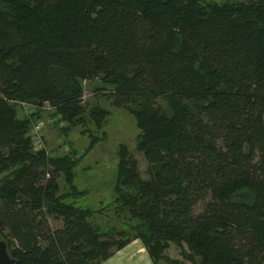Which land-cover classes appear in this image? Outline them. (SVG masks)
<instances>
[{
    "label": "trees",
    "instance_id": "1",
    "mask_svg": "<svg viewBox=\"0 0 264 264\" xmlns=\"http://www.w3.org/2000/svg\"><path fill=\"white\" fill-rule=\"evenodd\" d=\"M97 79L135 116L149 163L144 179L120 146L116 202L137 223L119 240L96 227L93 210L65 201L83 193L74 170L96 137L79 155L36 152L32 117L12 104L49 101L72 128L86 120L82 82ZM108 113L89 117L103 127ZM8 171L0 236L15 264H98L137 238L154 262L170 240L193 264H264V0H0ZM62 175L75 191L60 193Z\"/></svg>",
    "mask_w": 264,
    "mask_h": 264
},
{
    "label": "rangeland",
    "instance_id": "2",
    "mask_svg": "<svg viewBox=\"0 0 264 264\" xmlns=\"http://www.w3.org/2000/svg\"><path fill=\"white\" fill-rule=\"evenodd\" d=\"M218 4H225L227 1H248V0H205ZM113 85L103 83L97 79L94 81L84 80L82 82L81 105L84 108L83 115L86 120L78 123L72 128L64 122V127L51 124L48 121L47 114L40 112V118L32 116V123H37V120L43 119L45 122L43 134L46 145L49 149V156H63L71 153L72 149L76 150L79 155L88 149L92 137H96V145L89 150L80 164L74 170L75 172V190L83 192L81 194L71 193L66 195L65 201L68 203H77L78 205L90 208L94 211V217L91 221L101 232L114 231L116 240L134 231L128 227L135 225L137 219L131 217L123 211L122 205L116 202L117 195L114 192L115 177L120 161V146L124 143L128 152L132 154V160H136V168L140 172V176L144 179L149 178V163L144 154L136 147V141L140 132L137 126L135 116L130 110L118 107L114 104L112 97ZM17 109L18 118H27L24 111L27 109L21 108L16 102H13ZM103 107L109 113L104 119L103 127H98L91 117L89 112L92 108ZM82 118L84 119V117ZM82 119V120H83ZM33 127L31 124V136ZM9 173L3 172L0 174V183L4 176ZM60 193L64 194L69 191L73 192L70 186L66 183L64 175L60 178ZM77 184V185H76ZM247 191H238L235 198L243 199L247 196ZM96 210H102V213H97ZM52 225L58 227L59 222L52 220ZM111 229V230H110ZM119 232H125L120 234ZM6 233L2 231L4 236ZM168 246L164 252L157 256L155 264H193L191 260L186 258L182 250L188 252L187 245L182 246L175 241H167ZM198 264H201L197 258Z\"/></svg>",
    "mask_w": 264,
    "mask_h": 264
},
{
    "label": "built area",
    "instance_id": "3",
    "mask_svg": "<svg viewBox=\"0 0 264 264\" xmlns=\"http://www.w3.org/2000/svg\"><path fill=\"white\" fill-rule=\"evenodd\" d=\"M20 105L21 108L27 109V112L24 111L27 118H31L33 115H37L40 112L47 114L48 121L51 124H59V127L64 126V122L62 120V115L56 113V107L53 106L49 101H44L43 103L32 102V101H16ZM45 122L43 119L37 120V123H32L33 132L31 134V142L33 149L36 152H45L47 155L49 154V149L46 145L45 137L43 134Z\"/></svg>",
    "mask_w": 264,
    "mask_h": 264
},
{
    "label": "crops",
    "instance_id": "4",
    "mask_svg": "<svg viewBox=\"0 0 264 264\" xmlns=\"http://www.w3.org/2000/svg\"><path fill=\"white\" fill-rule=\"evenodd\" d=\"M98 264H155V262L144 242L137 238L132 239L127 245Z\"/></svg>",
    "mask_w": 264,
    "mask_h": 264
},
{
    "label": "water",
    "instance_id": "5",
    "mask_svg": "<svg viewBox=\"0 0 264 264\" xmlns=\"http://www.w3.org/2000/svg\"><path fill=\"white\" fill-rule=\"evenodd\" d=\"M16 259H14L8 248L6 240L2 239L0 236V264H15Z\"/></svg>",
    "mask_w": 264,
    "mask_h": 264
}]
</instances>
